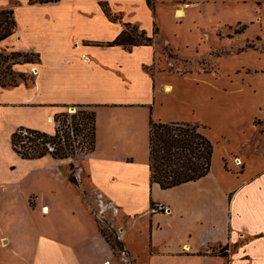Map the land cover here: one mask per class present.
<instances>
[{
	"label": "crops",
	"instance_id": "obj_1",
	"mask_svg": "<svg viewBox=\"0 0 264 264\" xmlns=\"http://www.w3.org/2000/svg\"><path fill=\"white\" fill-rule=\"evenodd\" d=\"M148 1L0 0V10H13L18 26L14 36L0 42V54L39 58L13 63L18 82L0 84V251L13 239L18 244L28 216L41 264H105L113 258L123 264L97 221L90 240L83 234L86 224L60 220L74 212L70 198L78 200L87 190L86 206L79 208L93 219L108 216L107 228L118 234L130 264H264V125H255L264 120V110L255 102L241 121L238 99L254 97L255 91L235 88L230 78L159 71L163 55L154 42L131 50L107 46L128 23L153 35ZM101 4L121 20H109ZM189 4L177 0L176 16ZM168 85L172 92H166ZM77 106L96 113L92 153L81 160H29L14 150L17 129L52 135L51 119ZM216 114L225 124L214 132L209 118ZM151 120L206 127L203 132L214 145L209 174L167 190L152 184ZM68 165L75 167L78 186L69 182ZM35 213L48 217L37 220ZM10 227L18 236L8 234ZM222 248L226 255L218 253Z\"/></svg>",
	"mask_w": 264,
	"mask_h": 264
},
{
	"label": "rangeland",
	"instance_id": "obj_2",
	"mask_svg": "<svg viewBox=\"0 0 264 264\" xmlns=\"http://www.w3.org/2000/svg\"><path fill=\"white\" fill-rule=\"evenodd\" d=\"M176 1L152 0L154 22L157 29V35L153 42L159 51L162 50L163 55L162 63L159 64V68L157 67L158 70L180 74L195 71L196 75L200 72L201 76L212 79L216 77L219 80L230 78L234 82L235 88L243 86L245 90L255 91V94L251 93V96L254 97L238 99L237 103L242 104L243 108L238 112H244L241 115V121H245L243 118L246 111H249L255 102L259 103L264 110V7L259 6V4H264V0H260L258 4L256 0H192V2L188 0V3L191 4L184 7L186 13L182 18L176 16V7L174 6ZM140 31L139 28L138 32L140 33ZM138 35L140 36V34ZM248 46H254V48L247 50ZM26 59L36 61L32 56L24 58L17 55L11 56L9 52L2 53L0 84L15 85L19 78L15 75L12 64L22 63ZM204 73H208V75ZM76 111V108H68L62 110L55 117L63 123L62 114H73ZM231 113L234 115L237 112L233 108ZM211 116L209 121L214 127V132L221 130L225 124V118L219 114ZM255 125H264V120H256ZM234 142L232 139V143ZM85 155H87L85 150L78 149L72 157L81 160ZM65 169L70 172L69 182L78 186L80 181L76 171L73 174L69 165ZM72 174L76 182L72 181ZM79 193L78 200L74 197L70 198L76 207L72 209L73 213L68 210L67 213L62 214L60 219L62 224L73 225L71 222L73 220L81 227L86 228L87 225L88 228L83 230V234L93 240L94 225L96 226L94 222L97 221L99 227L106 230L109 236L114 239L115 232L112 233L107 228L108 216L104 219V217L95 214V217L93 215L94 220L91 215L88 216L79 208L82 204L85 205L84 197L87 198L90 192L85 190L84 193L82 191ZM96 211L97 207H95V211L93 210V214ZM37 214L35 213L36 219L38 216V219L48 217L46 213L45 215ZM31 224H33L32 218L29 219L27 216L26 227L19 236L18 244L15 243L16 239H13L12 246L1 249L0 264H41L33 249V225ZM15 230L13 227L8 228V234L11 237L18 236ZM115 253L123 264H130L124 253L118 249ZM218 253L227 254L225 248L219 249ZM118 263L114 258L110 259V262H105V264Z\"/></svg>",
	"mask_w": 264,
	"mask_h": 264
},
{
	"label": "trees",
	"instance_id": "obj_3",
	"mask_svg": "<svg viewBox=\"0 0 264 264\" xmlns=\"http://www.w3.org/2000/svg\"><path fill=\"white\" fill-rule=\"evenodd\" d=\"M58 0H30L31 4L35 3H51ZM149 6L152 7V0L148 1ZM101 7L106 17L111 21L121 20L119 17L113 16L107 4H101ZM18 26L14 17L13 10H0V42L14 36L17 32ZM138 26L130 23L124 24L122 33L112 42L107 43V46H122L127 50L139 46H151L153 39L157 34V29L154 30L152 36H147L144 30L138 32ZM140 34V36L138 35ZM254 46H248V49H253ZM11 56L17 55L19 57H35L36 61L39 60L38 56L28 53H10ZM2 54H0V57ZM28 59L23 63H33ZM76 113L71 115L73 122V130L76 138H72L71 134L67 132L66 147H62L57 142V135L54 137V143L58 146V152L55 154V159H68L78 149L85 150L87 154L92 153L96 147V113L91 107L77 106ZM69 114H62L64 118L63 124H67ZM206 127L198 123H158L153 120L150 121L149 133V166L151 172V183L157 184L161 189H171L189 182L198 181L207 176L211 170L214 145L209 138L204 134L203 130ZM40 137H47L46 133L32 130ZM79 140V144L74 143ZM20 140L17 133L13 134L12 145L16 151V146ZM34 149L43 151L44 147L35 145ZM44 153L40 156L27 157L23 159H39L43 158ZM73 174L74 166H71ZM72 174V175H73ZM72 181L76 182L74 175ZM154 207V204H151ZM100 232L106 239L112 250L115 252L118 249L120 252L125 253L123 243L115 234L114 239L111 238L106 230L100 228ZM112 233L111 229H108Z\"/></svg>",
	"mask_w": 264,
	"mask_h": 264
},
{
	"label": "built area",
	"instance_id": "obj_4",
	"mask_svg": "<svg viewBox=\"0 0 264 264\" xmlns=\"http://www.w3.org/2000/svg\"><path fill=\"white\" fill-rule=\"evenodd\" d=\"M74 114V113H73ZM70 113L69 118L67 120V124L64 125L61 121L55 119H51V121L55 124L56 131L54 134H47V137H40L37 133L30 129L26 128H19L16 130L15 133H17V136L19 137V144L15 147L16 152L20 157L27 156V157H35L40 156L41 153H44V157H50L54 158L55 154L58 152V146L56 143H54V137L57 135V142L60 146L66 147L67 143V132L71 134L72 138H76L75 132L73 130V122ZM80 138H78V141L75 142V145L79 144ZM41 145L44 147L43 151H37V149H34L35 145ZM238 164H242L238 160Z\"/></svg>",
	"mask_w": 264,
	"mask_h": 264
},
{
	"label": "bare ground",
	"instance_id": "obj_5",
	"mask_svg": "<svg viewBox=\"0 0 264 264\" xmlns=\"http://www.w3.org/2000/svg\"><path fill=\"white\" fill-rule=\"evenodd\" d=\"M177 11H181L180 13H177L178 18H182L185 16V11L183 9H178ZM166 92H172L173 88L171 86H166L165 87Z\"/></svg>",
	"mask_w": 264,
	"mask_h": 264
},
{
	"label": "water",
	"instance_id": "obj_6",
	"mask_svg": "<svg viewBox=\"0 0 264 264\" xmlns=\"http://www.w3.org/2000/svg\"><path fill=\"white\" fill-rule=\"evenodd\" d=\"M181 11H179V13H180Z\"/></svg>",
	"mask_w": 264,
	"mask_h": 264
}]
</instances>
